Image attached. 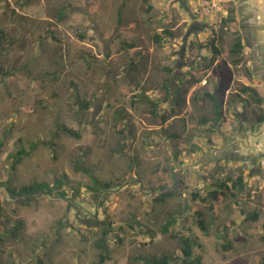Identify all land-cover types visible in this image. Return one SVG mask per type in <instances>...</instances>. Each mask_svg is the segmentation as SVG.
Wrapping results in <instances>:
<instances>
[{
	"label": "rangeland",
	"instance_id": "rangeland-1",
	"mask_svg": "<svg viewBox=\"0 0 264 264\" xmlns=\"http://www.w3.org/2000/svg\"><path fill=\"white\" fill-rule=\"evenodd\" d=\"M247 1L264 24V0ZM205 2H216L218 9L206 12ZM149 4L150 12L144 0H0V264H100L96 243L109 224L104 264H145L147 257L180 255L179 239L190 234L199 242L195 256L203 264H261L264 135L251 150L235 142L251 134L250 125L241 126L243 119L255 121L261 110L255 99L251 104L235 95L237 72L244 74L247 62L243 56L244 65H234L229 52L239 29L230 23L239 19L237 4ZM229 7L235 8L232 19ZM190 12L209 24H198L206 37L200 55L212 40L221 51L214 62L220 59L224 66L215 67L212 78L217 76V92L225 100V118L215 124L202 123L214 118L213 103L189 99L180 83ZM131 23L135 28L127 31ZM165 29L174 37L157 43L155 34ZM203 58L195 49L187 59ZM76 91L91 101L88 110ZM176 101L178 109L170 114ZM237 105L246 114L238 115ZM161 115L168 116L164 124ZM59 124L79 130L81 138L64 132L53 138ZM40 141H53L56 148L41 145L11 168V154ZM79 161L91 173L79 170ZM241 173L246 186L239 197L213 203L209 188ZM92 176L112 188L91 189ZM60 178L66 180V197L57 190L30 197L7 190L35 182L52 186ZM193 193L201 196L193 199ZM176 210L182 216L163 233L167 215ZM197 211L206 215L209 234L198 228ZM255 212L259 220L247 218Z\"/></svg>",
	"mask_w": 264,
	"mask_h": 264
},
{
	"label": "trees",
	"instance_id": "trees-1",
	"mask_svg": "<svg viewBox=\"0 0 264 264\" xmlns=\"http://www.w3.org/2000/svg\"><path fill=\"white\" fill-rule=\"evenodd\" d=\"M150 0H144V3L148 5L147 11L150 12L153 7L149 4ZM125 6V3L122 4L121 8L118 11V22L119 24H122V10ZM228 16L234 15L235 8L229 7ZM231 24H234V22H231ZM236 25V24H234ZM237 26V25H236ZM135 28V24L131 23L129 26V29L127 31H130L131 29ZM236 31V30H235ZM166 36L168 37H174V33L171 30L165 29L160 34H155V40L157 43H161ZM234 49L232 48L231 54L234 56V61L239 62L241 60L242 52H243V39L241 35H237L234 40L233 44ZM131 47L134 48V45L131 44ZM215 47V45H213ZM216 52H220L217 47H215ZM217 55V54H216ZM223 63H219L218 67L219 70H221ZM171 70V69H170ZM241 91L245 93H249L253 99H255V102L261 106L264 104V98L260 96L259 92L256 88L242 85L240 86ZM205 98L209 99L214 104V109L216 111V117L214 121L208 120V119H202V123H218L222 121L225 118V100L221 93L215 92V93H205ZM76 97L78 102L82 105L84 110H88L91 105L90 100H84L81 98V95L78 91H76ZM143 98L147 101H150L149 96L143 94ZM196 98V97H195ZM153 104V103H152ZM178 101H176V107L174 110L170 112V114H174L176 112V109H178ZM161 122L164 124L168 118V116L161 115ZM257 120L259 122H264V110L261 108L260 114L256 116ZM61 132H64L70 136H73L75 138H81V132L79 130H74L72 128H69L66 125L59 124L57 125V129L53 134V138L59 136ZM175 137H179V135H175ZM41 145L50 146L51 148H56V145L53 141H40V142H33L30 144L29 148L21 147L16 152L11 154L9 156V164L11 165L12 169H16L17 165L21 164L24 157L29 155L33 150L38 148ZM2 147V143L0 142V148ZM77 168L79 170L85 171L86 173H91L88 168H85L83 165H81V161L78 162ZM93 177L94 186L91 188L93 190H99L101 188H112V183H102L100 182L95 176ZM66 183V180L64 178L56 179L55 183L51 186L48 183H41V182H35L29 185H23L21 187H15V186H8L7 189L10 192L11 195L17 196V197H30L34 193L38 194L44 191L46 194H53L54 191L57 190L55 194H58L62 197H66L67 193L62 190V187ZM183 182H181L182 184ZM175 184L170 186H174ZM246 186V178L243 173H241L238 177L234 178L231 175H228L224 179H220L216 185L214 184L209 189L208 197L212 200L213 203H218L219 201L225 202L229 199H237L239 197V194L244 190ZM162 189H165L164 186L161 187ZM182 186L179 187L181 190ZM171 191L162 193L159 195L158 199L164 200L167 195H169ZM80 194V192H78ZM201 196V195H200ZM198 194L193 193V199H196L200 197ZM1 209V207H0ZM182 216V211L176 210L173 212H170L167 215L166 221L162 226V232L163 233H169L172 231V228L175 226V224L178 221V217ZM197 223L198 228L206 233L209 234L211 226L209 223H206V215L202 214L201 211H197ZM247 218L253 221L259 220V214L258 213H250L247 215ZM232 223L228 225L231 226ZM112 225L109 224L106 229L103 230L102 237L97 241L96 245L101 250V253L99 255V263L104 264L108 260L107 256V247L105 246V239L107 237L108 232L111 230ZM152 235V233L150 234ZM177 236V235H173ZM153 237V236H152ZM262 240L264 241V236L262 237ZM180 241V255L176 254H164L161 257H147L145 258V264H177L181 259L188 264H203L201 256H195L196 248L199 247V242L195 237L190 234L184 237H181L179 239ZM225 248L230 251L232 249L230 240H228V243H226ZM261 264H264V256L261 258Z\"/></svg>",
	"mask_w": 264,
	"mask_h": 264
},
{
	"label": "crops",
	"instance_id": "crops-1",
	"mask_svg": "<svg viewBox=\"0 0 264 264\" xmlns=\"http://www.w3.org/2000/svg\"><path fill=\"white\" fill-rule=\"evenodd\" d=\"M234 1V0H230ZM237 4L236 12L238 14V21H230L234 22L238 26V31H235L233 34V38H235L237 35H241L243 39V53L242 55L245 56L247 62L244 65L243 60H240L239 62H236L233 60L234 65L236 66H243L245 69V73H242V70H238V77H236V80L240 82V86H250L257 89L260 96L264 98V24H261L258 20V10L255 8L254 5L251 4L250 1L247 0H235ZM218 9V8H217ZM190 17H192V24H199V25H209L205 23L206 19L198 18L197 15L193 12H190ZM231 18H234L233 15H230ZM250 20V21H249ZM233 24V25H234ZM203 30V29H202ZM198 31L197 39H193V36H189L186 40L185 46H186V54L183 57L184 65H182L181 71V87H184L187 92L188 98L191 99L193 96L196 97L194 94L196 92H200L197 94V97L195 100L198 101L200 105H205L210 101L209 99L205 98V93H215L217 92V87L219 82H216L217 76L212 78L214 76L215 67H218V62L220 59H217L214 62V58L217 56L218 52L215 51V47H217V44L213 42V40L210 43V50L211 55L208 50L203 51V54L200 55V52L203 50V43L204 38L201 36V31ZM213 33L216 32L215 29L212 31ZM218 33V31H217ZM195 35V34H194ZM196 36V35H195ZM216 36V35H214ZM233 41L230 45L229 52H232V48L234 49V46L232 45ZM215 45V47H213ZM184 46V47H185ZM195 49H197L198 59L203 58V62L201 61H189L187 58L190 55V52H193ZM205 49V48H204ZM205 52H208L209 54H205ZM242 59V56H241ZM235 86V95L240 101L248 100L251 101L252 104V96L249 93H245L241 91V88ZM230 88H227V91H229ZM212 102V101H211ZM213 103V102H212ZM214 106V104H213ZM259 108H264V104L259 106ZM236 113L238 115L246 114V111L240 110L239 105H237ZM214 118H211V121H214L216 117V111L214 109ZM246 122V123H245ZM212 123V122H211ZM254 121H248L247 119H243L241 122L242 125H252ZM215 124V123H214ZM257 128L260 129L261 127L260 123H255ZM243 127V126H242ZM223 130V129H221ZM249 133H251V128H247ZM262 131V129H261ZM248 137V136H246ZM226 141V146H224V149L228 148V143L230 142ZM235 142H239L235 141ZM241 142V141H240ZM244 145H242L243 147Z\"/></svg>",
	"mask_w": 264,
	"mask_h": 264
},
{
	"label": "flooded vegetation",
	"instance_id": "flooded-vegetation-1",
	"mask_svg": "<svg viewBox=\"0 0 264 264\" xmlns=\"http://www.w3.org/2000/svg\"><path fill=\"white\" fill-rule=\"evenodd\" d=\"M235 1V0H234ZM231 23V22H230ZM198 24H192V26H191V28L189 29V32L187 33V35H186V37L183 39V45H181L182 47H181V57H183L185 54H186V46H185V44L184 43H186V40L188 39V37L189 36H192V35H196V36H198V31L200 30H197L198 29ZM195 29V30H194ZM202 29V28H201ZM192 30H194V32H192ZM234 32H235V30H234ZM185 46V47H184ZM220 51V50H219ZM221 52V51H220ZM243 53V52H242ZM222 54V53H221ZM180 57V59L181 60H183V58H181ZM242 58H243V55H242ZM233 59H234V56H233ZM233 61V60H232ZM221 62V60L218 62V64ZM179 63H181V62H179ZM255 123H260V125L261 126H263L262 127V130L264 131V122H259L258 120H257V117H256V120L254 121V123H252V125H251V134L248 136V137H246L245 138V140L244 139H238L239 140V144H238V147H242V145H244L243 147H246L247 149L246 150H251V147L253 146V147H255V139H257V140H260V138H262L263 137V131H261V129H256L257 128V126H256V124ZM257 131H261L260 133H262L260 136H259V134L260 133H258ZM258 137V138H257ZM237 141V140H236ZM241 141V142H240ZM93 217L95 218V219H97L98 217H97V215L96 214H94L93 215Z\"/></svg>",
	"mask_w": 264,
	"mask_h": 264
},
{
	"label": "built area",
	"instance_id": "built-area-1",
	"mask_svg": "<svg viewBox=\"0 0 264 264\" xmlns=\"http://www.w3.org/2000/svg\"><path fill=\"white\" fill-rule=\"evenodd\" d=\"M218 4L215 3H210V2H205L203 4V8L206 10V12H211L213 9H217Z\"/></svg>",
	"mask_w": 264,
	"mask_h": 264
},
{
	"label": "water",
	"instance_id": "water-1",
	"mask_svg": "<svg viewBox=\"0 0 264 264\" xmlns=\"http://www.w3.org/2000/svg\"><path fill=\"white\" fill-rule=\"evenodd\" d=\"M8 190V189H7ZM41 193H44V191L43 192H41Z\"/></svg>",
	"mask_w": 264,
	"mask_h": 264
}]
</instances>
